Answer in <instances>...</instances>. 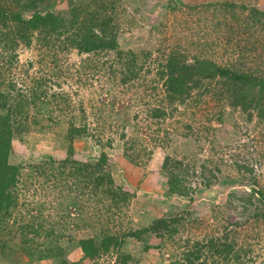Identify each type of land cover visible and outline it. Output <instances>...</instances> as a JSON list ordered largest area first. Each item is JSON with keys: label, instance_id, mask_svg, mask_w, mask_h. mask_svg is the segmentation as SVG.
I'll return each mask as SVG.
<instances>
[{"label": "rangeland", "instance_id": "374dc122", "mask_svg": "<svg viewBox=\"0 0 264 264\" xmlns=\"http://www.w3.org/2000/svg\"><path fill=\"white\" fill-rule=\"evenodd\" d=\"M225 1L238 7L225 19L218 9L188 8ZM0 3L24 19L35 7L68 20L57 31L31 30L30 45L14 36L21 24L10 17L0 24V103L4 95L8 103L28 98L23 113L13 117L26 131L14 130L7 157L18 174L12 216L0 212V264H120L125 253L129 264H179L196 243L226 234L236 246L250 247L252 258L244 264H264V208L249 221L235 206L249 193V177L237 165L255 167L264 179V118L233 108L222 76L179 87L189 96L170 92L168 76L175 71L167 66L169 57L179 64L199 57L264 74V19L239 8L264 13V0ZM106 21L115 49L82 52L70 44L90 27L100 33L98 24ZM129 51L140 55L133 64ZM131 70V80L121 82ZM71 124L86 132L72 133ZM103 151L107 159L99 164ZM187 164L193 175L182 173ZM175 173L190 181L182 196L167 194ZM110 188L124 197L114 201L117 207L109 205ZM159 218L180 220L164 233L149 229ZM106 237L118 244L84 258L81 239L101 245ZM198 255L202 264L217 260L204 248Z\"/></svg>", "mask_w": 264, "mask_h": 264}, {"label": "trees", "instance_id": "16d2710c", "mask_svg": "<svg viewBox=\"0 0 264 264\" xmlns=\"http://www.w3.org/2000/svg\"><path fill=\"white\" fill-rule=\"evenodd\" d=\"M8 2H11V0H7V4ZM188 8L201 10H209L208 8L218 9V11L222 13L223 19H225V13H231L233 12L232 10H235L238 7L233 2L225 1L222 3L207 2L195 6H190ZM239 8L246 11L250 10V12H248L249 16L254 20L264 19V13L258 11L255 8L249 9L245 5H241ZM8 17H10L11 21H15L16 24H21L18 25L22 29L21 34H14V36H19L20 39H22L27 45H30L32 41V37L30 36L31 30L44 28L50 32L57 31L58 27L65 25L64 22L66 23L68 21H65L60 15H55L54 13L49 11L42 13L35 7L32 11L30 10L26 19H24L22 18L21 12L16 9H12L9 6L3 8L1 7L0 3V24L2 22H5ZM92 20L94 19L92 18ZM74 21H76V19H72V22ZM108 24L109 23L107 21L101 25L98 24V30L100 31V33L98 34L94 33L95 27H90V30L88 32L84 33V35L82 36H79V39L72 38L70 44L82 52H92L99 49H115L117 47L116 35L112 32V29L109 31ZM224 25H228V23H224ZM4 27H6V25ZM231 28V30H233V27ZM236 32L237 33H235V35H238V31ZM129 52H131L132 54V56L128 54L131 59L132 57H136L135 60L132 59L133 64L134 61L138 60L140 55H138L137 52L134 51ZM135 54L136 56H133ZM239 55L240 51H238L237 53V56ZM123 56L124 53H119L117 58L122 60ZM126 64L127 69H130L132 64L128 61H126ZM168 65H171L174 68L173 70L175 71V74L170 73V76H168L171 78L169 81L174 84L173 86H170V92L178 91L179 96H189V89H185V87H179L185 85L186 83H191L190 86H193L192 88H195L197 87V85L201 84L203 79H215L216 77L222 76L223 80L226 81V83L223 82L225 84V89L223 90H225L227 93L229 92L231 97V101L229 100L230 105L233 108L239 107L241 111L249 112V117H252L253 115L251 113L254 112L256 113V117L258 116L259 118H264V74L259 75L253 71L248 74L246 72H237L231 67L218 65L211 60L199 57L195 58V62L190 64L186 62L179 64L178 60L173 57H169L167 66ZM136 72H138V69ZM128 74L130 75L127 77ZM127 75H123L121 82H129L134 73L132 70L131 73L127 71ZM176 88H178L179 90ZM216 91V94L219 95L218 89H216L215 92ZM1 96L2 95H0V99ZM7 97V95H4L2 102L0 103V212L4 213L5 219L9 216H12V212L10 209L13 205L14 199H16V192L15 190L13 191V185L15 184L18 174V168L7 161V157L11 151V138L13 136L14 130H16L18 133L26 131L22 123L14 121L13 117L22 114L25 107L24 104L27 105V101L25 99L27 98L26 96L24 98L22 95H18L19 100L14 99V102H11L8 98V101H10V103L6 102ZM184 99L185 98H183L182 100ZM259 105L260 108H257ZM78 127H76L74 124H71L70 128L72 129V133L74 132L78 135L80 131L82 133L86 132V126L80 125ZM261 133L264 136V127L263 132ZM259 152L260 151H257V153ZM106 159V153H104V151L103 153L101 152V156L98 159L99 164L104 163ZM201 166L203 170L206 169L205 165ZM237 167L240 170L241 167H243V172H245L249 177V181H247V187L249 189L247 191H249V193H247L248 196L245 194L239 196L237 198V203H235V206L239 207L241 212L247 215V220L257 221L259 218V214L261 215V213H259L261 207L264 208V179L260 181V175H258V173L256 172L255 167H249L248 165L245 166L244 164L237 165ZM190 168L192 169L191 171ZM183 172L187 175H193L195 173L193 165H185L184 171L182 169V173ZM169 175L170 178L167 181V194H175L180 196L186 194L185 183L187 181V183L189 182L190 184V181H188L186 177L181 179L178 173H175L173 178H171V174ZM109 179L112 180L111 177ZM211 182L212 181L209 180L204 183L206 185H210ZM109 191V196H111L110 200L112 201L109 204L111 207H117V203L114 202L115 200L124 201V197L120 195V192H118V190H112L110 188ZM126 196L128 197L127 193ZM256 201L261 203V205L256 206L253 209L254 212L250 211V205L255 204ZM109 205L108 209H110ZM178 220L180 219L159 218L149 227V229L157 232L162 230V232L164 233L165 231H170L171 225ZM146 230L148 229H144L143 231ZM133 235H137L138 238H140L137 232H134ZM79 243L84 258L94 259L100 256L104 252V250L107 251L109 247L117 245L118 239L115 237H106L100 243L101 245L96 244L92 238L81 239ZM195 246V250H187L184 253V257L179 264H202L200 263L202 261H199L198 254H202L203 248L204 250H207L209 254H211V256L217 257L215 264H229L230 262H235L236 264H244L243 260L247 261L251 260L252 258L250 257V247L245 248L243 246H236L234 237L229 240L227 234L219 237H210L202 243H196ZM119 258L120 264H129V261L131 260L130 255L126 253L120 255ZM62 264L69 263L63 262Z\"/></svg>", "mask_w": 264, "mask_h": 264}]
</instances>
